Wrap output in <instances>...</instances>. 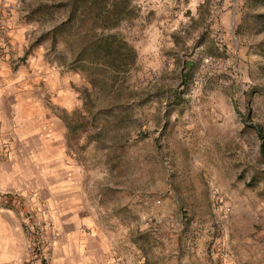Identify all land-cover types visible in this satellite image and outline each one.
<instances>
[{
    "label": "rangeland",
    "instance_id": "1",
    "mask_svg": "<svg viewBox=\"0 0 264 264\" xmlns=\"http://www.w3.org/2000/svg\"><path fill=\"white\" fill-rule=\"evenodd\" d=\"M3 67L24 233L69 208L114 264H264V0H0Z\"/></svg>",
    "mask_w": 264,
    "mask_h": 264
},
{
    "label": "crops",
    "instance_id": "2",
    "mask_svg": "<svg viewBox=\"0 0 264 264\" xmlns=\"http://www.w3.org/2000/svg\"><path fill=\"white\" fill-rule=\"evenodd\" d=\"M6 74L4 67L0 69V150L5 148V156L0 158V264H17L22 258L25 233L23 218L15 206V195L21 191L29 192L37 184L36 177H31V157L20 159L16 143L8 139L14 134H24L27 138L36 135L38 114L34 95L20 93L22 91L15 87L18 79L14 81V75L10 79L12 83H6ZM7 77H11L10 74ZM21 105L28 108L22 118L20 112H16ZM21 164L25 167L23 170ZM64 210L65 220L58 225L60 235L51 264H114L101 238L81 229L75 211Z\"/></svg>",
    "mask_w": 264,
    "mask_h": 264
},
{
    "label": "built area",
    "instance_id": "3",
    "mask_svg": "<svg viewBox=\"0 0 264 264\" xmlns=\"http://www.w3.org/2000/svg\"><path fill=\"white\" fill-rule=\"evenodd\" d=\"M57 236L51 222L28 220L22 258L17 264H50Z\"/></svg>",
    "mask_w": 264,
    "mask_h": 264
},
{
    "label": "trees",
    "instance_id": "4",
    "mask_svg": "<svg viewBox=\"0 0 264 264\" xmlns=\"http://www.w3.org/2000/svg\"><path fill=\"white\" fill-rule=\"evenodd\" d=\"M128 2L122 6L121 9H119L117 6H112L111 11H107V14H111L113 15L114 19L112 20V22H110L109 24H107V26H112L114 24H116V22L118 21V18H120L122 16V13L127 9L128 7ZM108 20V17H106ZM121 45H123V47L126 46L125 43H122Z\"/></svg>",
    "mask_w": 264,
    "mask_h": 264
}]
</instances>
